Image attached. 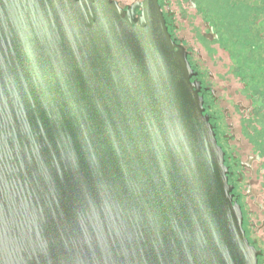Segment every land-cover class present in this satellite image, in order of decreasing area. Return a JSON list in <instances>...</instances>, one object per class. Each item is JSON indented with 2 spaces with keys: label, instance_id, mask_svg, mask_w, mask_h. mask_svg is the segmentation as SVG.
I'll return each instance as SVG.
<instances>
[{
  "label": "water",
  "instance_id": "1",
  "mask_svg": "<svg viewBox=\"0 0 264 264\" xmlns=\"http://www.w3.org/2000/svg\"><path fill=\"white\" fill-rule=\"evenodd\" d=\"M122 13L0 0V264H258L185 47Z\"/></svg>",
  "mask_w": 264,
  "mask_h": 264
},
{
  "label": "flooded vegetation",
  "instance_id": "2",
  "mask_svg": "<svg viewBox=\"0 0 264 264\" xmlns=\"http://www.w3.org/2000/svg\"><path fill=\"white\" fill-rule=\"evenodd\" d=\"M116 1L122 15L143 0ZM189 1V6L205 9ZM172 38L185 47L201 81L200 95L224 154L232 201L240 207L249 244L264 264V0H211L204 22L209 36L206 79L176 36L172 0H158ZM140 8L136 9L135 21Z\"/></svg>",
  "mask_w": 264,
  "mask_h": 264
},
{
  "label": "rangeland",
  "instance_id": "3",
  "mask_svg": "<svg viewBox=\"0 0 264 264\" xmlns=\"http://www.w3.org/2000/svg\"><path fill=\"white\" fill-rule=\"evenodd\" d=\"M191 1L193 3L198 2V0ZM200 1L199 5L205 9V12L190 7L188 0H172V6L177 10L175 18L177 30L175 34L191 52L193 64L197 65L207 79L210 69L209 36L204 22L210 18L209 6L211 0Z\"/></svg>",
  "mask_w": 264,
  "mask_h": 264
}]
</instances>
